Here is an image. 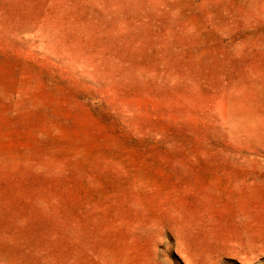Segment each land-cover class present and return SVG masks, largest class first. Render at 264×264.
Instances as JSON below:
<instances>
[{
	"label": "rangeland",
	"instance_id": "374dc122",
	"mask_svg": "<svg viewBox=\"0 0 264 264\" xmlns=\"http://www.w3.org/2000/svg\"><path fill=\"white\" fill-rule=\"evenodd\" d=\"M0 264H264V0H0Z\"/></svg>",
	"mask_w": 264,
	"mask_h": 264
}]
</instances>
